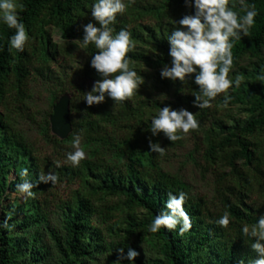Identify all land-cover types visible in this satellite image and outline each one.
I'll return each instance as SVG.
<instances>
[{
    "label": "trees",
    "instance_id": "trees-1",
    "mask_svg": "<svg viewBox=\"0 0 264 264\" xmlns=\"http://www.w3.org/2000/svg\"><path fill=\"white\" fill-rule=\"evenodd\" d=\"M15 2L23 6L18 11L30 41L23 52L10 50L15 29L0 19V225L11 216L8 227H0V264H94L100 256L113 264H239L241 260L249 264L258 258L251 249L255 238L244 237L241 229L264 214V208L244 200L264 182V0H245L256 5L258 15L249 35L234 41L229 75L232 79L239 75L243 82L229 89L227 106L221 94L210 108L194 106L195 95L200 94L194 78L181 82L160 75L163 65L171 64L167 37L179 27L175 21L194 14L195 8L187 7L184 0H124L126 12L118 14L111 27L115 32L131 30L136 43L128 54L136 66L132 68L145 76L148 72L137 67L145 65L152 70L146 77L154 80L149 85L145 81L132 99L122 103L106 96L104 103L89 107L84 100L85 111L78 110L76 118L70 115L72 129L64 139L51 134V111L47 113L40 127L49 143L67 145L75 135L82 136L88 156L78 167L40 155L18 128L16 117L26 107L33 79L49 83L50 106L68 94L69 114L76 112V90L67 85V74L56 64L61 50L49 30L56 29L64 41L83 43V25L99 26L91 16L95 0ZM232 3L233 10L243 15L239 0ZM97 51L94 44L84 45L78 68L93 83L101 79L90 66ZM244 60L246 64L241 63ZM151 89L173 90V97L157 98ZM169 105L186 108L199 121L192 133L195 148L201 150L202 169L216 171L211 199L190 194L176 175L162 170L163 155L149 151V139L161 147L182 143L149 131L152 118ZM25 168L27 178L38 184L33 188L35 198H14L3 204L11 193L18 194L16 185L23 179L19 172ZM49 172L58 176L56 184H76L65 199L56 195V184L38 182L41 174ZM169 191L188 193L185 209L192 228L182 236L179 228L148 231L164 209ZM111 197L117 200L108 203ZM225 211L231 222L221 228L216 221ZM141 240H150L159 255L145 256L138 248ZM129 247L140 253L136 260L118 259L117 250L124 248L127 253Z\"/></svg>",
    "mask_w": 264,
    "mask_h": 264
},
{
    "label": "clouds",
    "instance_id": "clouds-1",
    "mask_svg": "<svg viewBox=\"0 0 264 264\" xmlns=\"http://www.w3.org/2000/svg\"><path fill=\"white\" fill-rule=\"evenodd\" d=\"M134 2V0H132ZM187 7H194V14H186L179 21V27L172 30L167 37L170 45L169 56L171 64H164L160 75L173 81L181 82L186 79L193 80L198 86L200 94L195 95L194 106L198 108H210L212 101L218 95L223 94L224 104L227 106L231 100L229 89L239 87L243 77L237 75L230 78L233 70L234 41L241 36H248L250 28L255 24L258 15L255 4H246L245 0H239L240 12L233 10L236 4L230 5V0H184ZM15 0H0V19L10 28L15 29V34L10 37L9 48L20 52L25 50L30 36L26 26L20 19ZM127 4L124 0H95L91 7V16L98 22L83 25L82 42L85 46L94 44L98 50L91 56L90 66L96 70L101 79L94 82L91 91L87 92L85 101L90 107L105 102L110 97L116 103H122L132 99L145 83L142 75L130 67L129 52L136 48L129 28H121L115 32L111 27L116 22L117 15L126 12ZM199 121L193 112L186 108L173 109L170 105L160 108L157 115L151 120L150 132L152 136L163 133L171 142L183 139L182 134L198 130ZM82 136L75 135L70 151L66 154V162L72 167H78L81 161L87 159V153L81 147ZM149 151L163 155L165 148L159 142L149 139ZM59 166V165H58ZM22 182L16 185V191L25 200L34 199L36 193L34 187L37 183L30 181L28 169L19 172ZM39 183L56 184L58 176L52 172L41 174ZM188 193L180 191L176 194L169 191L165 207L152 220L148 231L158 232L161 228L173 231L179 228V235H183L192 228L191 217L185 209ZM7 216L0 227L7 228ZM231 222L230 214L225 213L216 221L221 228H227ZM242 235L252 240L251 249L258 254V258L250 260L249 264H264V214L251 225H244ZM118 259H126L131 262L140 255L138 251L129 247L127 253L124 248H119ZM239 264H244L241 260Z\"/></svg>",
    "mask_w": 264,
    "mask_h": 264
},
{
    "label": "rangeland",
    "instance_id": "rangeland-1",
    "mask_svg": "<svg viewBox=\"0 0 264 264\" xmlns=\"http://www.w3.org/2000/svg\"><path fill=\"white\" fill-rule=\"evenodd\" d=\"M51 39L57 43L59 49L61 50V55L56 61L60 69H63L67 74L66 82L71 88L76 90V112H72L71 117H78L77 112L82 114L85 111L83 101L87 92L93 87V80L88 76L79 71L78 68L82 67L83 57H84V45L79 41H64L60 37L58 31L54 28H50ZM264 54V51H263ZM246 64L247 61L241 62ZM130 67H135L134 64H130ZM137 67L142 68L144 72H148L144 77L146 84L149 85L153 83V78H147L150 75L151 69L147 68L145 65H139ZM80 73H77V72ZM152 90V94L160 99H172L173 90ZM29 98L26 102L25 109L16 117L17 126L25 135L28 142L32 143L35 150L42 156H47L50 159H54L59 163L66 162V154L73 151L71 148V142L67 145L55 146L45 140L42 135L41 127L44 117L49 111L52 113L53 106H50V94H49V83L42 81L40 79H33L29 83ZM60 97V96H59ZM55 104V103H54ZM53 104V105H54ZM27 108V109H26ZM51 115V114H50ZM49 115V117H50ZM48 117V120H49ZM51 134V128H50ZM182 142L177 146H166L164 143L165 153L163 154L161 168L162 170L176 175L182 182L187 186L188 192L195 196H204L207 199H211L214 194L215 185V172L212 169L203 171V161L201 159V150L195 148V138L193 137L192 131L188 134H182ZM81 147L82 141H81ZM84 148V147H83ZM87 153V149L84 148ZM70 164V163H69ZM220 169V168H217ZM76 187V184L68 183L66 181L60 182L55 185L54 190L56 195L65 199L69 191ZM14 198H18L19 201L23 199L21 194L11 193L9 199H4L3 204H8ZM116 197H111L108 199V203L116 201ZM246 202H253L256 206L264 208V182L261 187H257L255 191L250 195V197L244 198ZM55 218L51 216V224H55ZM100 219H95V223L99 224ZM104 227V225H102ZM48 239L45 237V240ZM139 250L148 257H156L159 255L156 246L150 241H139ZM94 264H113L108 261L105 257H99Z\"/></svg>",
    "mask_w": 264,
    "mask_h": 264
},
{
    "label": "water",
    "instance_id": "water-1",
    "mask_svg": "<svg viewBox=\"0 0 264 264\" xmlns=\"http://www.w3.org/2000/svg\"><path fill=\"white\" fill-rule=\"evenodd\" d=\"M50 128L54 135L60 139L66 138L72 129L69 114V95H61L52 108L49 117Z\"/></svg>",
    "mask_w": 264,
    "mask_h": 264
}]
</instances>
